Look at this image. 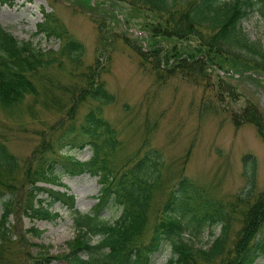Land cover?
<instances>
[{"label": "trees", "instance_id": "1", "mask_svg": "<svg viewBox=\"0 0 264 264\" xmlns=\"http://www.w3.org/2000/svg\"><path fill=\"white\" fill-rule=\"evenodd\" d=\"M119 1L152 13L153 20L143 26L151 36L150 43L145 40L148 50L140 38L131 39L125 31L108 33L113 24L97 18L91 19L97 24L101 48L92 62L86 59L85 45L55 11L42 10L37 31L59 39L58 49H45L31 39L20 41L0 24V109L14 113L25 104L19 115L28 113L9 121L18 126L38 121L42 126L38 135L43 137L37 165H22L3 131L8 119L0 118V264H50V258H59L26 235H40L37 227L24 233L16 230L21 219H58L59 213L52 210L56 203L71 211L76 229L64 254L71 264H150L164 240L171 241L173 250L167 264H256L259 259L264 264V188L254 193L251 187L228 202L211 196L185 174L186 162L169 175L170 164L162 150L149 146V136L135 153L125 155L119 129L104 116V106L116 100L104 79L111 72L112 35L136 52L142 65H150L161 82L165 74H173L208 84L204 71L211 66L230 78L252 72L264 76V50L242 27L257 3L264 17V0ZM102 2L97 1L95 8ZM110 15L119 21L116 14ZM127 24L132 27L128 18ZM161 38L198 39L200 47L187 55L177 48L169 50ZM51 116L58 119L49 123ZM233 120L236 125L254 124L264 140V114L256 105L249 103L233 113ZM86 147L92 156L82 161L74 153ZM242 160L254 175L256 157L245 154ZM55 169L58 175L98 177L101 189L92 212H81L76 195L67 188L42 184L65 186ZM113 206L121 208L120 216L104 219L102 212ZM216 224L222 230L209 247L183 236L187 232L197 237L204 227Z\"/></svg>", "mask_w": 264, "mask_h": 264}, {"label": "rangeland", "instance_id": "2", "mask_svg": "<svg viewBox=\"0 0 264 264\" xmlns=\"http://www.w3.org/2000/svg\"><path fill=\"white\" fill-rule=\"evenodd\" d=\"M97 1L100 0H91V3L82 0H13L9 4L0 0V24L20 41L31 39L45 49H58L59 39L48 38L37 31V24L43 19L42 10L55 11L73 36L85 45L86 59L92 62L101 48L97 24L91 19L97 18L106 25L113 24L108 33L120 34L125 31L131 39L140 38L144 49L148 50L146 41L150 43L151 36L143 26L153 20L151 12L136 11L128 3L119 0H101L103 5L95 8ZM259 7L257 3L255 9L243 19L242 27L248 38L260 43L264 50V17ZM111 13L116 14L119 21H113ZM113 39L115 46L111 72L104 79L116 100L104 106V116L119 129L125 144L124 154L135 153L145 142V137L149 136V146L162 150L166 163L170 164L169 175L177 168L182 169L186 162L185 174L211 196L228 202L236 194L246 192L251 187L254 193L262 190L264 140L254 124L236 125L233 113L242 112L252 103L264 114V76L253 75L252 72L230 78L218 67L211 66L204 71L208 84L206 81L196 83L173 74H165V82H161L156 80L150 65H142L139 55L122 40H118L116 35H112L108 42ZM161 42L169 50L175 51L177 48L179 53L187 55L200 47L198 39L161 38ZM217 74L225 78L224 82L221 83ZM24 108L25 104L14 113L0 109V118L8 119V126L3 131L7 134L10 150L18 156L22 165L32 163L35 167L39 157L37 149L43 140L38 135L42 126L38 121H30V125L26 126H18L9 121L23 118L28 113L19 115ZM55 119L58 116H51L49 123ZM74 154L78 159L86 161L91 158L92 150L86 147L76 150ZM245 154H253L257 159L254 175L243 165ZM56 172L55 169L54 174L58 175ZM57 180L65 186L53 182L42 184L67 188L76 195L77 208L81 212H92L101 189L97 176L88 173L75 176L60 174ZM52 210L59 213L58 219L31 221L26 218L18 222L15 219L16 230L24 233L26 228L37 227L42 232L40 235L25 234L33 242L45 246L50 256H59L50 258V264H71L64 258V254L69 252L68 243L76 235L71 211L62 203L54 204ZM120 214L121 208L116 206L102 212L103 218L110 221L117 219ZM221 230L222 225L216 224L204 227L197 237L187 232L183 236L197 246L209 247ZM98 239L96 236L93 241L97 242ZM172 255L171 241L164 240L150 264H167ZM256 264H263V260L259 259Z\"/></svg>", "mask_w": 264, "mask_h": 264}]
</instances>
